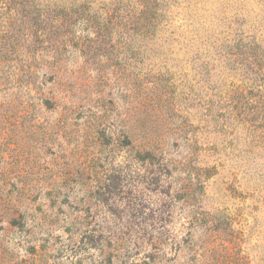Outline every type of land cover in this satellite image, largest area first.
I'll return each instance as SVG.
<instances>
[{
	"label": "rangeland",
	"instance_id": "1",
	"mask_svg": "<svg viewBox=\"0 0 264 264\" xmlns=\"http://www.w3.org/2000/svg\"><path fill=\"white\" fill-rule=\"evenodd\" d=\"M0 264H264V0H0Z\"/></svg>",
	"mask_w": 264,
	"mask_h": 264
}]
</instances>
